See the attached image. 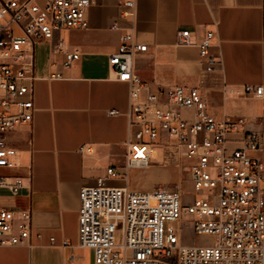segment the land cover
Returning a JSON list of instances; mask_svg holds the SVG:
<instances>
[{"label":"built area","instance_id":"2783aa9c","mask_svg":"<svg viewBox=\"0 0 264 264\" xmlns=\"http://www.w3.org/2000/svg\"><path fill=\"white\" fill-rule=\"evenodd\" d=\"M118 1L122 15L134 20L138 0ZM96 3L0 0V171L17 167L19 152L7 137L28 124L32 172L37 46L50 44L51 55H63L62 67L72 68L81 58L80 51L68 50L64 41H55V35L86 28ZM113 29L120 27L115 24ZM215 37L209 31L194 42L193 33L185 30L177 33L176 41L180 47L195 45L204 69L212 73L222 66L213 52ZM147 48L132 27L109 59L113 78L127 83L130 90L126 179L132 170L154 165V153L159 162L172 156L182 159L192 191L201 199L188 203L181 188L158 186L140 192L113 187L110 181L120 174L108 169L95 186L80 191L77 246L93 252L94 264H264V159L253 156L264 152V133L243 131L248 122L242 117L216 120L198 87L173 85L157 93L147 91L137 74V56ZM56 66L53 61L52 67ZM62 78L57 72L50 75V79ZM228 93L264 100V85ZM241 132L240 139L229 138ZM25 189L32 192L31 173L28 177L0 174V191L17 196ZM186 230L209 244H186ZM36 236L41 237L35 234L31 209L0 205V247L31 248ZM50 243L54 245L55 239ZM63 245L71 246L68 241Z\"/></svg>","mask_w":264,"mask_h":264},{"label":"crops","instance_id":"0c3cea01","mask_svg":"<svg viewBox=\"0 0 264 264\" xmlns=\"http://www.w3.org/2000/svg\"><path fill=\"white\" fill-rule=\"evenodd\" d=\"M122 12L118 0H97L86 28L55 35V41L81 53L70 69L62 67L63 55H51L50 44L37 46L32 172L28 124L7 137L19 152L17 167L0 171L23 177L31 173L32 192L25 189L13 196L1 190L0 205L31 209L35 234L41 237L34 238L31 248L0 247V264H94L93 252L77 246L81 189L95 186L108 169L120 174L111 186L140 192L152 190L169 174L152 165L132 170L126 179L130 90L113 78L109 59L127 29L134 27L138 42L148 47L137 56V74L147 91L198 87L216 120L242 117L248 122L243 131L264 133V100L228 93L264 85V0H138L134 20ZM115 24L120 29H113ZM185 30L193 33L194 42L215 32L213 52L222 66L208 73L195 45L178 46L176 35ZM53 72L63 78L50 79ZM241 137L242 132L229 138ZM83 148L90 152H81ZM253 156L264 159V152Z\"/></svg>","mask_w":264,"mask_h":264},{"label":"rangeland","instance_id":"374dc122","mask_svg":"<svg viewBox=\"0 0 264 264\" xmlns=\"http://www.w3.org/2000/svg\"><path fill=\"white\" fill-rule=\"evenodd\" d=\"M149 142V140H147ZM160 142L158 139L155 141V143ZM154 163L156 165H153L155 167H159L164 170H169V174L166 175L160 183V185H157L155 187H166L168 189H177L181 188L183 189L185 195H186V200L188 203H193L197 199H201L200 194H194L192 191V186L191 183L189 182V175L187 171L183 170L182 167L184 163L182 162V159L180 160H175L172 158V156L168 157L169 159L166 161H156L157 160V154L154 153ZM161 160V159H160ZM187 222V220H185ZM184 221V222H185ZM183 240L186 244H200V245H205L209 244V241L203 240L201 238H197L193 235V233L190 230H186L185 233L183 234Z\"/></svg>","mask_w":264,"mask_h":264}]
</instances>
